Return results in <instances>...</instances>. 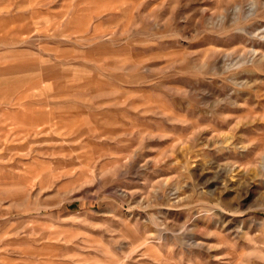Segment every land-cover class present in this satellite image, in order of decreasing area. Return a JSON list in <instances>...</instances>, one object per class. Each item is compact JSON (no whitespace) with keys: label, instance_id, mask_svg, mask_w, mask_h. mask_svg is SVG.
<instances>
[{"label":"rangeland","instance_id":"obj_1","mask_svg":"<svg viewBox=\"0 0 264 264\" xmlns=\"http://www.w3.org/2000/svg\"><path fill=\"white\" fill-rule=\"evenodd\" d=\"M0 264H264V0H0Z\"/></svg>","mask_w":264,"mask_h":264}]
</instances>
